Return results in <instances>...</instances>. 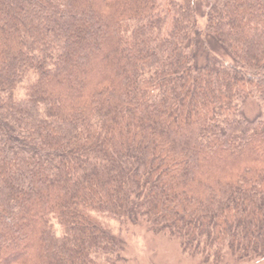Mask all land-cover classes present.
<instances>
[{"label":"trees","instance_id":"16d2710c","mask_svg":"<svg viewBox=\"0 0 264 264\" xmlns=\"http://www.w3.org/2000/svg\"><path fill=\"white\" fill-rule=\"evenodd\" d=\"M100 216L264 262V0H0V264H123Z\"/></svg>","mask_w":264,"mask_h":264},{"label":"rangeland","instance_id":"374dc122","mask_svg":"<svg viewBox=\"0 0 264 264\" xmlns=\"http://www.w3.org/2000/svg\"><path fill=\"white\" fill-rule=\"evenodd\" d=\"M115 233L126 241L123 264H202L197 258L184 254L180 242L162 234L153 233L146 224L124 223L100 216ZM57 232L60 227L56 225ZM229 264H264L263 261L231 262Z\"/></svg>","mask_w":264,"mask_h":264}]
</instances>
